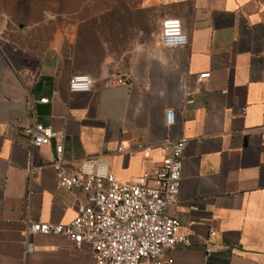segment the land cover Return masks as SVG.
Masks as SVG:
<instances>
[{"label":"crops","instance_id":"crops-1","mask_svg":"<svg viewBox=\"0 0 264 264\" xmlns=\"http://www.w3.org/2000/svg\"><path fill=\"white\" fill-rule=\"evenodd\" d=\"M159 1L181 20L187 46L165 47L157 32L115 56L120 29L87 28L79 43L19 68L0 48V264H97L90 245L66 236L34 235L27 252L29 225L69 224L84 203L57 185L55 142L33 149L36 124L64 136L71 168L100 158L121 183L160 164L167 140H185L180 201L168 214L192 245L166 257L264 264V0ZM78 75L94 80L91 91H70Z\"/></svg>","mask_w":264,"mask_h":264},{"label":"built area","instance_id":"built-area-1","mask_svg":"<svg viewBox=\"0 0 264 264\" xmlns=\"http://www.w3.org/2000/svg\"><path fill=\"white\" fill-rule=\"evenodd\" d=\"M160 40L169 48L187 46L181 20L166 18ZM210 75L205 72L199 78L205 81ZM93 85L90 76L78 75L71 79L69 89L72 93L89 92ZM165 122L168 127L175 124L173 111L166 112ZM29 133L33 149L55 142L57 185L78 191L84 203L69 224L29 225L25 232L28 253L33 250L34 235L66 236L78 246L88 244L97 264H172L166 257L168 250L191 247V240L181 233V221L168 214L169 206L180 201L185 140H167L160 164L146 170L135 183H121L100 158L86 159L79 168H71L64 157V136L52 127L36 124ZM123 150L121 146L119 151ZM207 252L212 253L213 248L207 247Z\"/></svg>","mask_w":264,"mask_h":264},{"label":"rangeland","instance_id":"rangeland-1","mask_svg":"<svg viewBox=\"0 0 264 264\" xmlns=\"http://www.w3.org/2000/svg\"><path fill=\"white\" fill-rule=\"evenodd\" d=\"M166 18L173 12L159 0H0V48L14 68L35 67L55 46L79 43L81 29L114 27L121 56L161 32Z\"/></svg>","mask_w":264,"mask_h":264}]
</instances>
